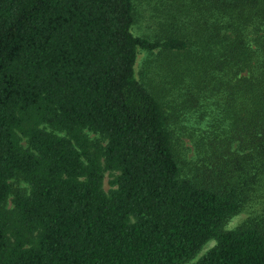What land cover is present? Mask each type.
I'll return each instance as SVG.
<instances>
[{"label": "trees", "instance_id": "1", "mask_svg": "<svg viewBox=\"0 0 264 264\" xmlns=\"http://www.w3.org/2000/svg\"><path fill=\"white\" fill-rule=\"evenodd\" d=\"M141 1L0 0V264H264V0Z\"/></svg>", "mask_w": 264, "mask_h": 264}, {"label": "rangeland", "instance_id": "2", "mask_svg": "<svg viewBox=\"0 0 264 264\" xmlns=\"http://www.w3.org/2000/svg\"><path fill=\"white\" fill-rule=\"evenodd\" d=\"M137 8L139 10V17H138L137 21L132 25V31L134 33L152 32L154 24L152 21L153 18L151 17V15L149 13L148 7L146 8V6L143 4V2L141 0H137ZM145 55H146L145 51H138L136 62H135V71L136 72L139 68L140 61L142 60V58ZM87 133L89 136H94V133H92V132H87ZM110 176L111 175L107 171L104 172V174H103L102 187L104 190H106L109 187V184L107 183V179ZM14 183L20 184V183H17L15 181H14ZM9 204L10 203H9V198H8L6 201V205L8 206ZM243 216H244V212H242V211L232 215L231 217H229L227 219L226 223L224 224V227L231 228V227L235 226L242 219ZM213 242L214 241L212 239L205 242L201 246V248L198 250V252L195 254V256H193L189 261H186L182 264H188V262L193 261L196 257H198L201 253H203L208 247H210L213 244Z\"/></svg>", "mask_w": 264, "mask_h": 264}]
</instances>
